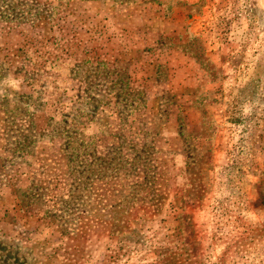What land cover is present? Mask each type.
I'll return each instance as SVG.
<instances>
[{
	"label": "rangeland",
	"instance_id": "374dc122",
	"mask_svg": "<svg viewBox=\"0 0 264 264\" xmlns=\"http://www.w3.org/2000/svg\"><path fill=\"white\" fill-rule=\"evenodd\" d=\"M0 264H264V0H0Z\"/></svg>",
	"mask_w": 264,
	"mask_h": 264
}]
</instances>
